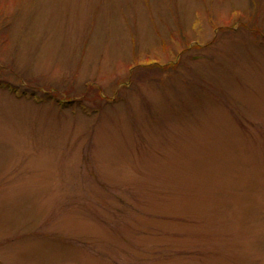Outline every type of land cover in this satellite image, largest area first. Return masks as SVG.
Listing matches in <instances>:
<instances>
[{"label":"rangeland","instance_id":"rangeland-1","mask_svg":"<svg viewBox=\"0 0 264 264\" xmlns=\"http://www.w3.org/2000/svg\"><path fill=\"white\" fill-rule=\"evenodd\" d=\"M0 264H264V0H0Z\"/></svg>","mask_w":264,"mask_h":264}]
</instances>
